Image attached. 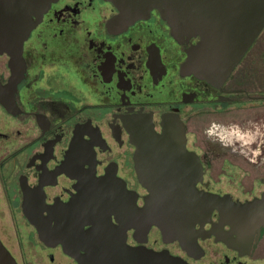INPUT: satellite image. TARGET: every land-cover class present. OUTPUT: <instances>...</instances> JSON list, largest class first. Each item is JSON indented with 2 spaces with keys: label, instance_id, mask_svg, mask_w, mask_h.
I'll list each match as a JSON object with an SVG mask.
<instances>
[{
  "label": "flooded vegetation",
  "instance_id": "flooded-vegetation-1",
  "mask_svg": "<svg viewBox=\"0 0 264 264\" xmlns=\"http://www.w3.org/2000/svg\"><path fill=\"white\" fill-rule=\"evenodd\" d=\"M118 13L107 0H48L27 33L0 28V264H81L103 223L133 250L117 264H264V225L234 248L212 233L231 230L216 210L184 229V244L155 223L142 232L147 190L133 136L139 112L158 133L174 113L201 165L199 190L259 197L264 89L261 69L244 64L251 47L217 87L181 71L197 37L178 41L156 9L128 23ZM235 166L249 196L217 186L222 175L224 187L233 182L226 170ZM163 222L185 228V217Z\"/></svg>",
  "mask_w": 264,
  "mask_h": 264
},
{
  "label": "water",
  "instance_id": "water-1",
  "mask_svg": "<svg viewBox=\"0 0 264 264\" xmlns=\"http://www.w3.org/2000/svg\"><path fill=\"white\" fill-rule=\"evenodd\" d=\"M118 9V20L132 22L158 10L178 41L198 38L187 50L181 64L185 74L221 87L264 28V0H107ZM48 0H0L2 32H28L32 14L44 11ZM135 160L141 185L147 190L140 217L141 231L157 224L165 236L179 239L195 222L219 214L218 225H229L228 232L212 230L218 240L239 248L244 233H254L264 225V189L259 197L234 201L229 195L199 190L201 165L197 155L186 148L182 121L174 113H165L161 131H155L151 115L139 112L133 122ZM264 182V181H263ZM165 217H185V228L170 229ZM182 224V223H181ZM81 264H117L119 255L134 256L118 229L108 223L95 227ZM184 247V245H183ZM150 251L139 248L138 256ZM170 256V264L175 263Z\"/></svg>",
  "mask_w": 264,
  "mask_h": 264
},
{
  "label": "rangeland",
  "instance_id": "rangeland-1",
  "mask_svg": "<svg viewBox=\"0 0 264 264\" xmlns=\"http://www.w3.org/2000/svg\"><path fill=\"white\" fill-rule=\"evenodd\" d=\"M251 50L249 51L246 60L244 64H249V65H256L260 69H263L264 67V29L261 31L259 34L257 40L253 43L251 46ZM261 88L264 89V86L261 85ZM227 174L230 175V178H233V182L231 184H225L224 187V181L223 180L227 175H222L220 181V184L217 185L218 187H221L223 190H228L230 192H233L235 195H245L249 196L250 194H245V192L251 190V184L249 182V177L248 175L244 172V170L238 167H231L228 170H226ZM225 173V172H224ZM217 178V177H215ZM226 179V178H225ZM214 186V187H217ZM261 189L260 184L255 185V190L259 191Z\"/></svg>",
  "mask_w": 264,
  "mask_h": 264
},
{
  "label": "trees",
  "instance_id": "trees-1",
  "mask_svg": "<svg viewBox=\"0 0 264 264\" xmlns=\"http://www.w3.org/2000/svg\"><path fill=\"white\" fill-rule=\"evenodd\" d=\"M251 48H252V47H251ZM251 48H250V49H251ZM257 74H258V77H259V75H260V78H258V79L260 80V83H262L261 85L264 86V67H263V69L260 70V72H257Z\"/></svg>",
  "mask_w": 264,
  "mask_h": 264
}]
</instances>
